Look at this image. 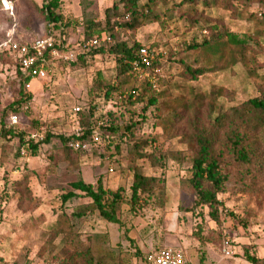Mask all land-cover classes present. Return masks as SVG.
Masks as SVG:
<instances>
[{
  "label": "rangeland",
  "instance_id": "obj_1",
  "mask_svg": "<svg viewBox=\"0 0 264 264\" xmlns=\"http://www.w3.org/2000/svg\"><path fill=\"white\" fill-rule=\"evenodd\" d=\"M11 1L14 8L8 10L0 0V44L9 39L28 43L45 36L50 26L36 16L29 0ZM113 1H64L60 11L70 25L63 28V33L60 28L55 33L57 40H63L68 48L53 58L48 77L36 78L26 86L25 92L31 99L18 113L19 123L10 127L25 132V139L39 134L37 141L44 140L49 131L54 135H71L80 131L83 113L96 105L92 120L96 134L82 140L80 157L67 158L56 136L49 143H42L36 156L20 145L17 137L0 138V254L17 264H43L47 253L53 250L50 241L56 245L62 238L52 229L71 226L82 241L92 246L94 254H111L113 259L109 264H118L123 259L130 260L129 264H147L146 257L168 246L183 249L191 264H252L247 253L256 255L259 264H264V198L244 192L241 184L228 183L229 190L221 194L227 211L217 223L210 216L208 206L197 204L195 190L186 182L189 163L167 159L153 165L147 157L134 162L129 153L136 141L146 139L154 140L156 153L159 149L163 152L186 149L187 144L169 133L167 120L174 106L183 100L210 92L215 86L232 90L234 99L217 96L215 117L259 94V84L264 82V4L258 0H245V3L235 0V10L218 5L205 11L210 18L223 21L240 38L246 39L245 46L222 42L187 51L188 44L201 39L202 31L180 13L174 4L179 0L158 6L156 12L163 21L152 16L142 21L138 29L124 31L123 37L131 45L154 44L151 48L161 66L145 69L144 74L137 76L136 85L139 92L148 81H153L157 91L168 89L156 107L148 105L146 97L140 100L133 97L130 101L122 91L109 97L105 96V89L89 94L98 70L117 84L114 55L107 52L89 56L85 62L78 61V54L84 52L79 46L84 22L103 20L105 9ZM255 47L263 51L257 55ZM0 51L8 54L0 55L1 118L3 109L20 98L21 85L14 55ZM181 59L194 67L218 69L196 80L185 79ZM75 107H80V111ZM11 114L6 115L5 124H9ZM113 122H136L135 131L124 134L105 128ZM22 147L27 149L25 154ZM135 164L160 182L155 195L132 205L130 187ZM25 174L30 176L31 199L22 198L14 184ZM78 180L94 185L102 181L107 190H120L122 198L108 204L118 222L104 218L87 196L63 201L62 194L73 190L71 184ZM79 210L83 213L81 218L74 215ZM228 240L232 242L231 256L223 250ZM52 255L54 251L48 258Z\"/></svg>",
  "mask_w": 264,
  "mask_h": 264
},
{
  "label": "trees",
  "instance_id": "obj_2",
  "mask_svg": "<svg viewBox=\"0 0 264 264\" xmlns=\"http://www.w3.org/2000/svg\"><path fill=\"white\" fill-rule=\"evenodd\" d=\"M64 1L29 0L36 16L49 26L52 25L55 37V29L60 28L63 33V28L70 25V22L64 20L60 11ZM170 1L175 0H114L113 4L105 9L103 20L96 21L92 19L84 22L82 44L92 37L102 35L104 32L111 37L112 41L102 42L98 46L84 49V52L78 54V61L85 62L89 56L94 57L107 52L116 57L117 84L107 80L105 73L98 70L89 91L91 96L98 91L101 93L104 89L106 97L111 96L114 92L122 91V94L126 93L130 101L133 97L139 100L146 97L148 105L159 106V98L166 96L168 89L157 91L153 87V81H148L145 82L143 89L139 92L140 87L136 85V82L137 76L140 74L134 70L133 64L138 59L140 48L146 45L138 42L132 45L129 44L124 39L123 32L138 29L142 25V21L148 20L152 16L158 21H163L164 18L156 12L157 8L160 4H167ZM233 1L235 0H179L174 2L185 19L202 31L201 39L188 44L187 51L198 50L222 42L235 46L248 44L246 39L240 38L236 32L224 25L223 21L212 19L206 15V9L218 5L227 10L237 9ZM237 1L245 3V0ZM258 1L264 4V0ZM191 27L193 26L191 25ZM203 31L208 32L204 33ZM48 35L49 32H46L45 36ZM151 45L150 48L154 44ZM55 46L60 51L68 48L63 40H57ZM262 51L261 48H254L257 55ZM0 52V55H8L2 54L4 51ZM170 54L172 55L173 52L171 51ZM181 63L185 69L184 78L191 80H196L207 72L218 69L217 67H194L182 59ZM14 66L20 79L21 96L3 109L0 118L2 124L0 138L11 139L17 137L20 145H25L29 153L36 156L41 144L49 143L51 137L56 136L59 138L67 158H79V151L82 148L75 149L71 144L73 141L86 140L96 134L92 120L97 106L93 105L83 113L80 131L73 132L71 135L64 133L54 135L49 131L44 140L25 139V132H16L12 128L6 127L5 124V117L8 113L23 111L31 99V96L25 92L26 85L31 79L30 76L23 73L19 62H14ZM154 66H161L157 57L154 63L147 66L146 69H151ZM217 96H226L229 99L235 98L232 90L225 87L217 89L215 86L210 92L200 94L199 99L195 97L191 100H183L174 106L170 119H167L170 128L169 133L178 138L179 141L187 144L186 149H167L165 152L159 149V152L156 153V150L153 149L154 140L146 139L136 141L129 149V153H131L134 162L138 158L147 157L153 165L162 164L167 159L189 163L190 167H188L186 182L195 190L197 204L208 206L210 216L219 223L221 214L227 211L221 199V194L229 190L227 188L228 183L241 184L244 192L264 198V82L259 84V94L257 96L225 109L214 117V101ZM135 125L136 122L123 124L113 122L107 123L105 128L114 132L121 131L124 134H133ZM148 147L152 148V151L145 150ZM132 169L134 176L130 187L131 203L136 205L143 198H149L156 194L160 179L156 176L147 175L137 164L133 165ZM29 180L30 176L25 174L23 178L14 183L15 188L24 199L33 197ZM71 185L73 190L62 194L63 201L81 195L87 196L104 218L114 222L119 221L114 211H109L108 204H115L122 198L120 190H107L102 181L94 185L78 180L72 182ZM74 215L81 218L83 213L79 210ZM51 232H56L62 238L59 244L56 245L52 240L50 241L53 250L47 253L43 264H109V260L113 259L111 254L100 256L94 254L92 246L82 241L71 226L55 227ZM56 248L58 249L57 252H55ZM52 251H54V255L48 258V254L50 255ZM147 258H145V261H148ZM247 258L252 264H259L260 258L256 255L247 253ZM129 263L130 260L123 259L118 264ZM189 264L191 263L189 262Z\"/></svg>",
  "mask_w": 264,
  "mask_h": 264
},
{
  "label": "built area",
  "instance_id": "obj_3",
  "mask_svg": "<svg viewBox=\"0 0 264 264\" xmlns=\"http://www.w3.org/2000/svg\"><path fill=\"white\" fill-rule=\"evenodd\" d=\"M5 7L8 10H13L14 4L10 0H3ZM49 35L37 38L31 42L23 43L16 40H5L0 44L1 50H7L14 55L15 61L21 64L23 73L30 76V82L36 78H46L50 74L51 58L60 55V50L55 46L57 40L53 33V27L50 25ZM112 39L107 33L97 37H92L82 44V48H90L98 46L102 42H111ZM68 46V44H66ZM155 51L149 46L141 47L138 53V59L134 62V70L139 74H144L147 66H151L156 59ZM29 82V83H30ZM28 83V84H29ZM27 84V85H28ZM26 85V86H27ZM80 107H75L76 111H80ZM20 120L18 113H13L9 117V124L6 127L18 124ZM2 124L0 122V129ZM39 134H32L30 138L35 139ZM98 139V135L95 136ZM75 149L82 147V141H73L71 144ZM26 148L22 147V154L26 153ZM232 242L227 241L224 246V253L227 256L232 255ZM149 264H189L185 252L181 248H174L171 246L158 249L156 252L148 256ZM0 264H16L11 263L2 258L0 255Z\"/></svg>",
  "mask_w": 264,
  "mask_h": 264
},
{
  "label": "crops",
  "instance_id": "obj_4",
  "mask_svg": "<svg viewBox=\"0 0 264 264\" xmlns=\"http://www.w3.org/2000/svg\"><path fill=\"white\" fill-rule=\"evenodd\" d=\"M1 255V254H0ZM2 256V255H1ZM186 257H187V255H186ZM2 258H4L3 256H2ZM189 258V257H188ZM187 258V259H188ZM5 260H7L8 262H11L10 260H8L7 258H4ZM189 261V260H188ZM11 263H15V262H11ZM17 264V263H16Z\"/></svg>",
  "mask_w": 264,
  "mask_h": 264
}]
</instances>
